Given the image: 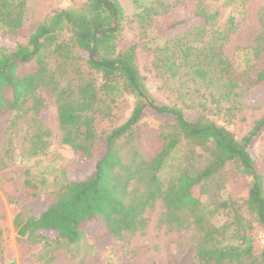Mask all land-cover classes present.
I'll return each instance as SVG.
<instances>
[{
    "label": "trees",
    "instance_id": "1",
    "mask_svg": "<svg viewBox=\"0 0 264 264\" xmlns=\"http://www.w3.org/2000/svg\"><path fill=\"white\" fill-rule=\"evenodd\" d=\"M132 1L140 9L139 22L155 26L162 35L153 49L157 74L176 78L179 88L190 82L210 96L217 91L212 100L216 114L244 107L241 92L233 90L232 64L222 51L227 32L214 28L216 11L197 0L182 17L177 8ZM39 2L0 0V113L14 112L0 147V171L18 161L17 134L27 155L46 152L51 132L45 101L37 93L46 87L55 96L61 143L71 149L83 175L70 178L64 170L60 190L40 194L26 173L23 204L12 221L18 239L56 250L99 229L96 243L114 242L142 232L145 212L161 201V221L169 230L194 229L198 234L197 264H264V253L261 258L254 254L251 223L236 201L218 197L220 174L231 165L249 179L245 209L264 231V176L251 150L264 133V113L237 139L203 102L194 106L183 96L180 104L160 103L140 75L135 45L119 48L125 13L118 0H83L80 6L48 14ZM237 21L229 16L225 27ZM251 51L264 66L262 20ZM263 83L264 67L252 84L257 88ZM222 101L229 106H220ZM147 114L169 123L153 150L139 140L138 123ZM182 142L189 146L181 165L162 178L168 158ZM201 160L202 168H194ZM221 213L231 214L230 221L211 222Z\"/></svg>",
    "mask_w": 264,
    "mask_h": 264
},
{
    "label": "rangeland",
    "instance_id": "2",
    "mask_svg": "<svg viewBox=\"0 0 264 264\" xmlns=\"http://www.w3.org/2000/svg\"><path fill=\"white\" fill-rule=\"evenodd\" d=\"M118 1L125 13L119 48L125 49L135 45V63L150 94L163 104L179 103L184 96L186 102L190 103L193 100L194 106L198 105L197 102H203L211 110L215 105L212 100L216 98L217 91L210 96L203 87H194L190 82L186 83L185 88H179L176 78L166 79L165 75L157 74L154 68L153 49L163 41L161 33L155 26L149 27L139 22L140 9L134 6L132 0ZM148 1L155 6L177 8V14L186 17L187 7L197 0H145ZM201 1L209 11L217 13L214 28L220 30L222 28L227 32V40L222 51L234 71L236 88L233 90L241 92L240 100L245 104L242 109L232 110L229 115L225 110L216 114L212 109L211 116L240 139L252 123L264 113V83L257 88L252 84L256 74L264 66L254 61L251 51L260 31V22L261 20L264 22V0ZM39 3L41 11L48 14L56 9L80 6L83 0H40ZM229 16H234L238 21L233 27L226 28ZM81 69L86 74V70L83 67ZM37 93L46 104V121L51 137L45 153L29 156L26 154L25 144L17 134L14 142L19 156L18 161L0 171V264H197L194 244L198 234L194 229L169 230L161 221L163 213L161 201H157L152 209L145 212L147 225L142 232L127 235L114 242L100 240L96 243L95 238L102 233L99 229L93 230V233L81 239L76 245L63 243L56 250L50 245L28 244L18 239L12 221L23 204V182L26 173L40 194L59 191L65 182L64 170L70 178L83 175L74 163L71 149L61 143L55 96L46 87L39 88ZM229 104L230 102L222 101L219 105L227 107ZM13 115L14 112L7 109L0 113V147ZM168 125L169 123L163 119L151 114L145 115L138 123L140 143L150 150L157 148L158 134L162 130H167ZM188 146L185 142L178 145L161 172L162 178L167 179L175 172ZM194 150L196 153L201 152L199 148ZM251 150L264 176V133L255 140ZM203 164V160L196 162L194 168L200 169ZM220 176L222 183L218 197L222 200L236 201L241 216L251 223L249 232L253 239L254 254L261 258L264 253V231L247 212L244 204L249 179L239 175L231 165L226 166ZM230 218L231 214L221 213L214 214L210 220L215 224H221L230 221Z\"/></svg>",
    "mask_w": 264,
    "mask_h": 264
}]
</instances>
